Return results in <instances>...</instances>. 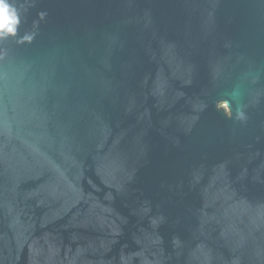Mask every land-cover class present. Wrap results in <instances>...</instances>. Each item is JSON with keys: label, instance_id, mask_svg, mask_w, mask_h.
<instances>
[{"label": "water", "instance_id": "obj_1", "mask_svg": "<svg viewBox=\"0 0 264 264\" xmlns=\"http://www.w3.org/2000/svg\"><path fill=\"white\" fill-rule=\"evenodd\" d=\"M0 264H264V0H9Z\"/></svg>", "mask_w": 264, "mask_h": 264}, {"label": "clouds", "instance_id": "obj_2", "mask_svg": "<svg viewBox=\"0 0 264 264\" xmlns=\"http://www.w3.org/2000/svg\"><path fill=\"white\" fill-rule=\"evenodd\" d=\"M19 23L20 17L16 8L9 0H0V37L14 34Z\"/></svg>", "mask_w": 264, "mask_h": 264}]
</instances>
